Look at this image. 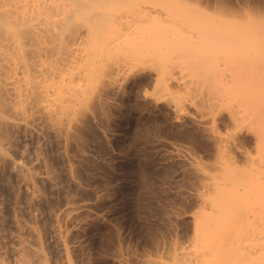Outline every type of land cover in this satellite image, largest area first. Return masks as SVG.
<instances>
[{"label":"bare ground","instance_id":"1","mask_svg":"<svg viewBox=\"0 0 264 264\" xmlns=\"http://www.w3.org/2000/svg\"><path fill=\"white\" fill-rule=\"evenodd\" d=\"M186 2L0 0V137L43 121L78 139L106 92L129 86L191 134L186 235L154 264H264V3Z\"/></svg>","mask_w":264,"mask_h":264},{"label":"rangeland","instance_id":"2","mask_svg":"<svg viewBox=\"0 0 264 264\" xmlns=\"http://www.w3.org/2000/svg\"><path fill=\"white\" fill-rule=\"evenodd\" d=\"M186 1L209 13L264 3ZM128 87L106 92L109 103L82 123L87 131L80 125L79 140L52 134L43 121L38 132L9 127L0 137V251L8 264L30 256L28 264H154L184 241L187 225L177 214L190 204L194 177L179 152H191V134L165 124L163 105L148 110Z\"/></svg>","mask_w":264,"mask_h":264}]
</instances>
